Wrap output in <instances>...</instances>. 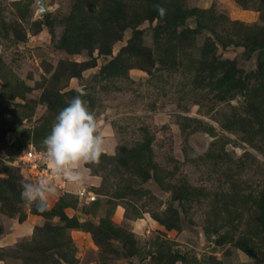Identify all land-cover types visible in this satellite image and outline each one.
<instances>
[{
    "label": "rangeland",
    "instance_id": "374dc122",
    "mask_svg": "<svg viewBox=\"0 0 264 264\" xmlns=\"http://www.w3.org/2000/svg\"><path fill=\"white\" fill-rule=\"evenodd\" d=\"M34 3L0 0V264H264V0ZM77 89L105 151L41 211L15 160Z\"/></svg>",
    "mask_w": 264,
    "mask_h": 264
},
{
    "label": "clouds",
    "instance_id": "9594fccd",
    "mask_svg": "<svg viewBox=\"0 0 264 264\" xmlns=\"http://www.w3.org/2000/svg\"><path fill=\"white\" fill-rule=\"evenodd\" d=\"M163 16L166 10L157 7ZM68 106L63 108L52 125L51 133L43 140L47 161L54 176H62L70 183L83 179L80 171L84 164L98 165L104 153V137L96 115L90 110L85 93L77 89ZM56 186L52 178L44 177L36 182L22 185L21 196L26 202L35 204L39 210L48 208V197L54 194Z\"/></svg>",
    "mask_w": 264,
    "mask_h": 264
},
{
    "label": "built area",
    "instance_id": "2783aa9c",
    "mask_svg": "<svg viewBox=\"0 0 264 264\" xmlns=\"http://www.w3.org/2000/svg\"><path fill=\"white\" fill-rule=\"evenodd\" d=\"M15 163L25 169L38 180L44 177L52 178L55 185L62 186L69 183L62 176H54L50 163L47 161L45 147H36L31 144L18 153Z\"/></svg>",
    "mask_w": 264,
    "mask_h": 264
},
{
    "label": "water",
    "instance_id": "95a60500",
    "mask_svg": "<svg viewBox=\"0 0 264 264\" xmlns=\"http://www.w3.org/2000/svg\"><path fill=\"white\" fill-rule=\"evenodd\" d=\"M48 0H35V9H36V13L37 14H43L48 10V4H47ZM256 55V52H253V56ZM26 126V122H22L18 128L11 134V137H14L16 134L21 133V131L23 130V128ZM149 185L152 188L153 192L160 198L162 199H166L168 197V194L161 190L156 183H154V181L151 179L149 181Z\"/></svg>",
    "mask_w": 264,
    "mask_h": 264
}]
</instances>
